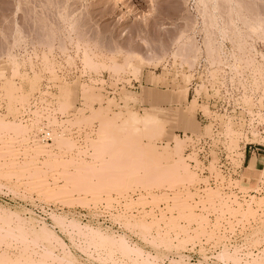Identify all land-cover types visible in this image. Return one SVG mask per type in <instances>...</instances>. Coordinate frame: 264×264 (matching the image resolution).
I'll return each mask as SVG.
<instances>
[{
	"label": "rangeland",
	"instance_id": "rangeland-1",
	"mask_svg": "<svg viewBox=\"0 0 264 264\" xmlns=\"http://www.w3.org/2000/svg\"><path fill=\"white\" fill-rule=\"evenodd\" d=\"M200 1L0 0V264H264V0Z\"/></svg>",
	"mask_w": 264,
	"mask_h": 264
},
{
	"label": "bare ground",
	"instance_id": "bare-ground-1",
	"mask_svg": "<svg viewBox=\"0 0 264 264\" xmlns=\"http://www.w3.org/2000/svg\"><path fill=\"white\" fill-rule=\"evenodd\" d=\"M202 1H204V0H201V1H200V2H201L200 5L203 7V6H204L203 4H205V3L207 4L208 1H210V0H208L207 2L204 1L205 3H202ZM197 3H199V0H198ZM196 5H197V4H196ZM205 6H206V5H205ZM198 7H199V5H198ZM203 8H204V7H203ZM208 44H210V42L207 43V46H208ZM210 45H211V44H210ZM210 45H209V46H210ZM209 46H208V47H209ZM10 84H12V82H11ZM12 86H13V85H12ZM12 86H11V87H12ZM91 88H92V87H91ZM88 89H89V91H90V88H88ZM91 93H92V92H91ZM84 94H85V92H84ZM93 94H94V93H93ZM92 97H93V96H92ZM94 97H95V96H94ZM94 97H93V98H94ZM97 98H98V97H97ZM112 104H113V103H112ZM114 105H115V104H114ZM109 106H112L111 103H110ZM108 109H110V108H108ZM127 114H130V111H129V113L127 112ZM130 115H131V116H130ZM130 115H129V116H130L129 118H127V117H123V116L118 117V120H120L124 125H125V124L127 125V123L130 124L129 122H131V123L135 122L136 124L141 122L140 117L134 116V115H132V114H130ZM135 115H136V114H135ZM114 116H115V115H114ZM119 116H120V115H119ZM115 119H116V118H115ZM142 120H144V119H142ZM148 120H149V119H148ZM144 121H145V120H144ZM144 121H142V122H144ZM145 122H146V121H145ZM116 124H117V121H116ZM136 124H135V125H136ZM178 146H179V145H178ZM178 146H177V147H178ZM147 147H148V146H147ZM152 147H153V146H152ZM145 148H146V146H145ZM155 148H156V147H155ZM156 149H157V148H156ZM166 149H168V148H166ZM178 149H179V151H180V150H181V147L179 146ZM178 149H176V150H177V151H176L177 154H178V152H179ZM150 150H151V149H150ZM151 151H152V150H151ZM164 151H165V150H164ZM171 152H172V151H171ZM174 152H175V151H174ZM164 153H165V152H164ZM159 154H160V153H159ZM168 154H169V153H167V155H168ZM177 154H176V155H177ZM151 155H153V153H152ZM157 155H158V154H157ZM160 155L162 156L163 154H160ZM173 155H174V154H173ZM166 157H167V156H166ZM162 158H163V157H162ZM248 208H250V207L248 206ZM241 209H242V208H241ZM251 209H252V208H251ZM248 210H249V209H248ZM44 230H45V229H44ZM43 234H44V233H43ZM45 235L47 236V238H50V237H48V232H47V234L45 233ZM45 235H44V236H45ZM42 237H43V235H42ZM38 239H39V238H38ZM40 239H42V238H40ZM48 240H49V239H48ZM48 240H46V242H48ZM49 258H51V257H49ZM52 259H53V257L51 258V260H52ZM63 262H66V263H68V264H77V263H76L75 261H73L72 259H69V260H61V261H60V264L63 263ZM51 264H54V263L52 262Z\"/></svg>",
	"mask_w": 264,
	"mask_h": 264
},
{
	"label": "crops",
	"instance_id": "crops-1",
	"mask_svg": "<svg viewBox=\"0 0 264 264\" xmlns=\"http://www.w3.org/2000/svg\"><path fill=\"white\" fill-rule=\"evenodd\" d=\"M247 161H248V159H247ZM254 162H255L254 158L249 159V165H248V167L246 169L257 171L258 170V167H257L258 165H256Z\"/></svg>",
	"mask_w": 264,
	"mask_h": 264
}]
</instances>
